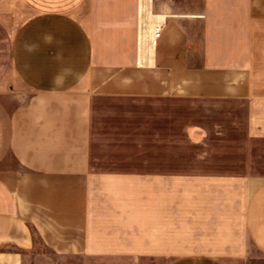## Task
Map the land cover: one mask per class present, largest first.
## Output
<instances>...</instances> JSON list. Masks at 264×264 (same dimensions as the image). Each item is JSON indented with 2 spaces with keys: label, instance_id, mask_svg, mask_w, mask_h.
Returning a JSON list of instances; mask_svg holds the SVG:
<instances>
[{
  "label": "crops",
  "instance_id": "1",
  "mask_svg": "<svg viewBox=\"0 0 264 264\" xmlns=\"http://www.w3.org/2000/svg\"><path fill=\"white\" fill-rule=\"evenodd\" d=\"M43 255L264 264V0H0V264Z\"/></svg>",
  "mask_w": 264,
  "mask_h": 264
},
{
  "label": "rangeland",
  "instance_id": "2",
  "mask_svg": "<svg viewBox=\"0 0 264 264\" xmlns=\"http://www.w3.org/2000/svg\"><path fill=\"white\" fill-rule=\"evenodd\" d=\"M34 264H132L131 261H121L119 263L115 261H89L83 259H58L50 255H43L42 257H37ZM32 263V264H33Z\"/></svg>",
  "mask_w": 264,
  "mask_h": 264
},
{
  "label": "built area",
  "instance_id": "3",
  "mask_svg": "<svg viewBox=\"0 0 264 264\" xmlns=\"http://www.w3.org/2000/svg\"><path fill=\"white\" fill-rule=\"evenodd\" d=\"M159 35H160V27H155L154 30H153V34H152L151 40H150L152 45L156 44L157 39L159 38Z\"/></svg>",
  "mask_w": 264,
  "mask_h": 264
}]
</instances>
